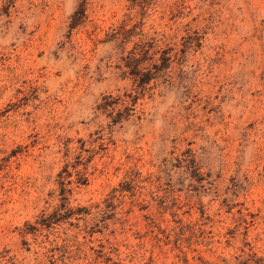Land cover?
I'll use <instances>...</instances> for the list:
<instances>
[{
    "label": "rangeland",
    "instance_id": "374dc122",
    "mask_svg": "<svg viewBox=\"0 0 264 264\" xmlns=\"http://www.w3.org/2000/svg\"><path fill=\"white\" fill-rule=\"evenodd\" d=\"M0 264H264V0H0Z\"/></svg>",
    "mask_w": 264,
    "mask_h": 264
},
{
    "label": "trees",
    "instance_id": "16d2710c",
    "mask_svg": "<svg viewBox=\"0 0 264 264\" xmlns=\"http://www.w3.org/2000/svg\"><path fill=\"white\" fill-rule=\"evenodd\" d=\"M125 182V181H124ZM127 182V183H126ZM124 184L126 185V184H128V181H126ZM121 187L119 188V189H117V188H113V192H115L116 190H119V192L120 193H122L123 192V190L124 189H126V188H124V186H123V183H121V185H120ZM64 189V188H63ZM65 199L61 202V204H57V205H55L54 206V208H53V211L51 212V214L46 218L49 222H51V220L52 219H54V217L57 215V213H59L58 212V210L59 209H63V213H61V217L62 218H64V219H66V218H69V217H71L72 215H74V213H75V211L71 208V207H69L68 205H67V201H66V197H64ZM106 200V199H105ZM96 207H98V210H96V213H100V211L101 210H103L100 206H99V204H96L95 205ZM105 206H107V204L105 205ZM87 210H88V208H87ZM125 212H127V210H125ZM174 222H177L175 219H174ZM176 228V226L175 225H172V226H170L169 228H162V227H158V230H174ZM181 252L184 254L185 252L184 251H182L181 250ZM176 256L179 258L180 256H179V254H176ZM183 259H185L186 260V258H184L183 257Z\"/></svg>",
    "mask_w": 264,
    "mask_h": 264
}]
</instances>
